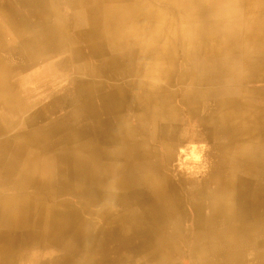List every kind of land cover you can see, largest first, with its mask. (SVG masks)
Instances as JSON below:
<instances>
[{
    "label": "bare ground",
    "instance_id": "1",
    "mask_svg": "<svg viewBox=\"0 0 264 264\" xmlns=\"http://www.w3.org/2000/svg\"><path fill=\"white\" fill-rule=\"evenodd\" d=\"M0 264H264V0H0Z\"/></svg>",
    "mask_w": 264,
    "mask_h": 264
},
{
    "label": "clouds",
    "instance_id": "2",
    "mask_svg": "<svg viewBox=\"0 0 264 264\" xmlns=\"http://www.w3.org/2000/svg\"><path fill=\"white\" fill-rule=\"evenodd\" d=\"M197 154H198V153H197ZM193 162H194V163H198L199 161L194 160Z\"/></svg>",
    "mask_w": 264,
    "mask_h": 264
},
{
    "label": "rangeland",
    "instance_id": "3",
    "mask_svg": "<svg viewBox=\"0 0 264 264\" xmlns=\"http://www.w3.org/2000/svg\"><path fill=\"white\" fill-rule=\"evenodd\" d=\"M190 161H192V160H189L188 162H190Z\"/></svg>",
    "mask_w": 264,
    "mask_h": 264
}]
</instances>
